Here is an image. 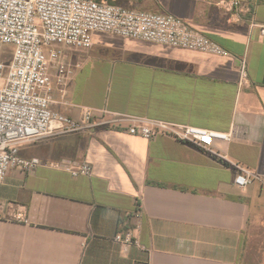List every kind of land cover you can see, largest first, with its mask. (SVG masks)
<instances>
[{"label":"crops","instance_id":"obj_1","mask_svg":"<svg viewBox=\"0 0 264 264\" xmlns=\"http://www.w3.org/2000/svg\"><path fill=\"white\" fill-rule=\"evenodd\" d=\"M107 1L181 19L245 56L247 81L238 84L231 57L94 32L90 47L52 46L72 74L63 84L51 65V108L77 120L88 108L96 119L121 114L236 135L215 140L217 154L166 134H129L125 123L41 139L23 156L88 162L92 173L9 169L0 264H261L264 176L246 187L233 179L234 164L264 175V33L249 25H264V0H250L240 20L218 0ZM137 201L139 219L128 216ZM10 205L25 222L11 218ZM126 229L139 245L115 241Z\"/></svg>","mask_w":264,"mask_h":264},{"label":"built area","instance_id":"obj_2","mask_svg":"<svg viewBox=\"0 0 264 264\" xmlns=\"http://www.w3.org/2000/svg\"><path fill=\"white\" fill-rule=\"evenodd\" d=\"M249 2L218 0L216 4L224 8L231 19L240 20L244 13L250 12ZM249 25L259 26L260 32L264 33L263 24L249 19ZM94 32L231 57L239 75L238 84L242 86L248 79L245 56L233 55L168 13L127 9L107 0H0V51L4 45L12 46L9 62L0 55V184L11 168L30 172L38 166H47L65 171L72 177L91 174L92 165L88 162L70 159L43 162L37 156L21 155L20 146L28 141L78 133L99 125L117 127L125 123L129 134L146 139L166 134L214 154L217 152L211 150V146L215 140L230 142L235 137L233 130L224 133L121 114H104L96 119L88 108L83 109L77 120L52 109L51 65L57 70L58 81L63 84L72 74L52 46L90 47ZM234 167L233 182L238 187L263 179L264 175L251 169L237 164ZM9 207L11 218L26 221L23 208ZM141 215L142 206L137 201L128 216L139 219ZM114 239L124 245H139L131 229L116 233Z\"/></svg>","mask_w":264,"mask_h":264},{"label":"rangeland","instance_id":"obj_3","mask_svg":"<svg viewBox=\"0 0 264 264\" xmlns=\"http://www.w3.org/2000/svg\"><path fill=\"white\" fill-rule=\"evenodd\" d=\"M11 51H12V46L10 45H4L1 47V57L4 59V61L9 62L11 58ZM43 141H28L25 142L20 146V153L22 155H27V154H33L36 150L39 151ZM262 258L263 255H260ZM263 259V258H262ZM261 264H264V261L261 262Z\"/></svg>","mask_w":264,"mask_h":264}]
</instances>
